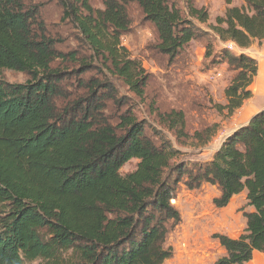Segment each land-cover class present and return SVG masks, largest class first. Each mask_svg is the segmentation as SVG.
<instances>
[{"label": "trees", "instance_id": "16d2710c", "mask_svg": "<svg viewBox=\"0 0 264 264\" xmlns=\"http://www.w3.org/2000/svg\"><path fill=\"white\" fill-rule=\"evenodd\" d=\"M26 1L0 0V70L28 78L23 84L0 79V264H163L173 254L166 238L180 216L170 202L182 179L189 191L216 187V209L242 192L252 209L242 210L239 237L212 236L225 252L213 264H247L254 253L264 255V111L229 134L211 161L173 164L178 151L164 135H146L130 108L114 121L103 116L105 103L126 106L108 82L75 79V91L86 93L71 98L69 74L54 65L78 63L79 75L99 67L142 101L148 75L121 44L131 24L125 2L103 0V9H93L89 0H55L60 21L90 53L87 62L60 52ZM130 1L152 25L157 52L170 61L201 34L190 20L209 19L191 0L188 20L167 0ZM242 2L227 7L210 30L221 42L247 49L264 40V0ZM205 49L209 57L211 44ZM219 60L234 75L224 90L226 104L214 109L231 116L252 96L257 63L229 52ZM157 116L177 138L187 137L181 111ZM215 127L191 138L205 145ZM131 160H137L135 169L121 175Z\"/></svg>", "mask_w": 264, "mask_h": 264}, {"label": "rangeland", "instance_id": "374dc122", "mask_svg": "<svg viewBox=\"0 0 264 264\" xmlns=\"http://www.w3.org/2000/svg\"><path fill=\"white\" fill-rule=\"evenodd\" d=\"M123 1L131 24L129 32L122 35L121 44L127 49L131 59L140 62L148 75L143 100H138L121 80L103 72L99 67L79 75L78 63L55 62L54 65L69 74L71 85L67 88V92L71 98L86 93L84 90L75 91L77 86L75 79L106 81L126 105L118 108L105 103L102 114L107 120L114 121L115 116L128 107L137 120L143 123L146 135L153 136L160 133L178 151L173 164L193 167L211 161L225 138L241 127L236 116L242 106L231 116H227L225 112L218 113L214 109L216 104H226L224 90L234 75L219 57L223 52L236 56L241 53L228 42H221L210 30V26L215 24L216 17H223L227 7L243 6L242 0H191L195 8H203L207 12L209 19L205 24L190 20L201 34L190 41L172 61L157 52L155 31L151 24L144 21L136 4L130 0ZM167 1L173 3L182 17L188 20L186 0ZM227 2L230 3L229 6ZM25 4L38 11V20L43 23L47 32L58 40L57 49L60 52H74L79 58L87 57L85 60L89 62L90 53L78 42L74 28L60 21L62 9L57 1L30 0ZM89 4L93 9H103V0H89ZM256 42L254 41L248 48L254 46ZM208 43L211 44L210 56L205 57V47ZM258 45L260 46L261 42ZM246 56L250 57L248 54ZM256 63L258 71V61ZM0 79L11 84H23L28 78L18 72L0 70ZM252 83L249 87L251 94ZM172 110L184 114V133L187 137L177 138L172 131H168L159 123L157 115ZM213 125L216 126L215 133L207 144L200 145L191 138L195 131H202ZM136 165L137 160L129 161L120 169V174L132 172ZM183 183L184 179L178 184L175 197L170 202L178 211L180 222L170 229L167 235L166 243L172 248L173 254L163 264H213L224 256L225 252L212 236L222 234L232 239L239 237L243 231L242 210L248 212L245 197H236L227 207L216 209L212 204V199L218 195L216 187L203 184L199 189L189 191ZM24 264H38V262ZM247 264H264V256L256 254Z\"/></svg>", "mask_w": 264, "mask_h": 264}, {"label": "crops", "instance_id": "0c3cea01", "mask_svg": "<svg viewBox=\"0 0 264 264\" xmlns=\"http://www.w3.org/2000/svg\"><path fill=\"white\" fill-rule=\"evenodd\" d=\"M230 46H233L237 51L239 50V53L241 54H248L250 57L258 61V71L256 74V77L254 78V81L252 83V97L242 105V108L238 111V114L236 117H238L239 124L241 126L246 125L251 117L260 112L264 111V40L261 42V45L259 46L256 42L254 46H251L248 49H238L235 47L234 44L228 43ZM243 196L245 197V193L242 192L241 194L234 196L231 201L236 199V197ZM230 201V202H231ZM252 209L248 207V212H251ZM243 228L245 227V220L243 219ZM262 255L259 253H254V255ZM253 255V256H254Z\"/></svg>", "mask_w": 264, "mask_h": 264}]
</instances>
